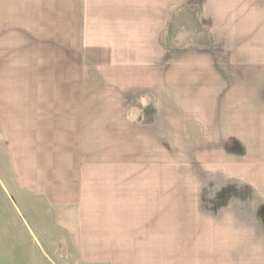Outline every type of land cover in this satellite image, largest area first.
<instances>
[{
    "label": "crops",
    "instance_id": "obj_1",
    "mask_svg": "<svg viewBox=\"0 0 264 264\" xmlns=\"http://www.w3.org/2000/svg\"><path fill=\"white\" fill-rule=\"evenodd\" d=\"M1 143L14 264H264V0H0Z\"/></svg>",
    "mask_w": 264,
    "mask_h": 264
},
{
    "label": "rangeland",
    "instance_id": "obj_2",
    "mask_svg": "<svg viewBox=\"0 0 264 264\" xmlns=\"http://www.w3.org/2000/svg\"><path fill=\"white\" fill-rule=\"evenodd\" d=\"M2 147V143L1 146ZM2 149V148H1ZM0 160L3 163V168L0 167V264H14L12 257L10 256L11 247H16V245H11V242H7V238L9 240L12 238L13 234L15 236L20 237L19 247L22 248V244L27 242H32V237L28 234L26 228L23 225V218L18 216V212L11 203L9 198L11 191V187L8 184L7 176L13 174L12 169H5V159L4 155L0 152ZM176 176V175H175ZM181 177V176H180ZM184 183H187L190 187L183 191L182 193L186 194V197L190 199V203L195 205V208H199L201 210V226L204 229H211L215 227L217 231H221V233H199V234H186V233H176L174 237H177L178 240H190V241H203V240H245L244 232L239 233H222L225 231L226 227L233 231H244L243 228L245 222V212L243 210L238 209H230L223 208V210H219V208H215L214 210L209 209H201V168H194L189 174L185 176ZM182 183V181H181ZM178 193V192H177ZM179 193H181L179 191ZM13 194V193H12ZM175 205L182 201H176L177 199H187L185 196L178 197V194L175 196ZM177 206V205H176ZM178 213H181V208H174ZM220 212V213H219ZM223 215V216H220ZM240 216V217H239ZM211 227V228H210ZM175 228H179V226H175ZM18 229V234H17ZM23 239V240H22ZM177 240V239H175ZM17 251V250H16ZM18 252V251H17ZM20 254L23 251L19 250ZM27 254V253H26ZM34 251L29 249L28 255L24 256L25 259L22 260L19 258V263L15 264H32L31 262L35 259ZM21 259V260H20ZM61 260L55 258L51 263L47 264H62Z\"/></svg>",
    "mask_w": 264,
    "mask_h": 264
}]
</instances>
